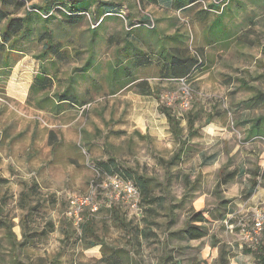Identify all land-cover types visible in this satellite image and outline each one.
<instances>
[{
    "label": "rangeland",
    "instance_id": "rangeland-1",
    "mask_svg": "<svg viewBox=\"0 0 264 264\" xmlns=\"http://www.w3.org/2000/svg\"><path fill=\"white\" fill-rule=\"evenodd\" d=\"M216 1L201 0L184 14L171 11L170 0H97L90 16L74 19L59 8L75 0H26L20 10L0 3L21 17L48 6L50 14L36 12L33 24L65 53L44 63L54 80L46 92L30 91L41 70L37 40L25 43L10 78L0 79V178L8 180L0 183V206L17 236L15 245L0 229V264H106L112 249L124 256L119 264H258L264 234L248 233L264 211V0H229L220 14L205 13ZM97 10L113 13L99 25ZM146 16L169 47L168 38L184 36L179 46L203 65L177 81L162 78L152 63L134 71L135 83L113 88L117 50ZM216 20L224 35L210 44ZM150 41L148 52L158 55L162 41ZM89 61L88 76L77 71ZM65 92L80 103H60ZM162 108L178 119L181 139ZM111 160L146 179L149 190L131 181L139 199H117L113 180L123 179L101 165ZM231 173L236 179L219 187ZM74 196H91L97 211L84 209L81 222L70 217ZM113 207L127 230L117 227ZM196 214L204 222H195ZM86 218L97 236L91 248L93 239H80ZM189 224L206 236L193 239ZM23 227L36 237L21 246Z\"/></svg>",
    "mask_w": 264,
    "mask_h": 264
},
{
    "label": "trees",
    "instance_id": "trees-1",
    "mask_svg": "<svg viewBox=\"0 0 264 264\" xmlns=\"http://www.w3.org/2000/svg\"><path fill=\"white\" fill-rule=\"evenodd\" d=\"M97 0H75L72 4H62L59 8L60 12L65 13L71 19L72 17H77L79 15L88 14L90 13L87 9L92 6ZM222 0H217L215 4L210 5V7L205 10V13H215L221 10L220 4ZM159 0H151V4H158ZM201 3V0H170V6L176 10L185 11V7L191 4H198ZM0 3L3 7H15L16 10H20L26 7V0H0ZM48 7V6H46ZM46 7H32L29 8L24 16L18 15H10L9 12H5L0 10V79L8 80L12 74V69L20 60L21 56L24 54L23 46L27 41L37 40L39 44H41V52L39 56L36 58L41 62L40 72L37 74L33 80L31 85L30 91L31 92H46L50 90L54 85V80L51 76H49L44 63L49 60V57H53L52 59L63 60L65 59V53L62 51V48L59 44L54 43V36L51 32H41L39 28H36L33 24L32 17L35 15L36 12H46V14H50L49 10ZM40 9V10H39ZM113 12H100V10L96 11L94 15L95 23H100L101 25L105 18L112 14ZM37 15V14H36ZM111 16V15H110ZM39 17V16H38ZM44 17V16H42ZM46 17V16H45ZM220 20V19H219ZM219 20H216L214 25L212 26L211 30L213 31L212 39L218 41V37L224 35L223 33V25L219 23ZM151 20L146 16L144 20L140 22L139 25H135L131 27V30L127 33L129 38H132V34L137 29H145L155 33V29H148L146 25ZM94 31V30H93ZM179 38L182 36L168 38L169 41H174L176 45L165 48L163 47L161 52L157 54H137L138 51L134 48V44H128L126 48L120 52L118 55L119 60L115 63V68L111 69V80H112V87L116 88L115 84L123 80L121 82L120 87L118 89L125 88L127 85L136 82L134 77V71L142 68L143 66L152 65L155 63L156 65L162 64V68L160 70L162 78L167 79H174V80H188L192 78L194 74L197 72L198 68L203 65V60L201 56L196 53L191 55L190 51L186 50L184 47L179 46V44H183ZM166 40V41H167ZM180 40V41H179ZM165 42V39L162 40ZM134 50V52H133ZM157 57V61L153 58ZM92 62H87L84 68H80L77 70L78 72L87 73L90 71V67ZM192 76V77H191ZM2 84V83H1ZM60 103L67 104V103H78V97L74 96V94H68L65 92L59 95ZM80 103V102H79ZM73 104V105H74ZM162 113L167 117L169 124L172 128L173 134L176 138L181 139L180 136V123L175 116H173L166 108L161 109ZM260 121V120H259ZM259 124H257V127ZM51 133V137H52ZM181 153V149L179 154ZM113 165L110 163H102L103 169L107 170V172L115 176H121L124 183H132L131 181L135 182L136 185L142 191H148L149 185L146 179L142 176H139L135 173V171L131 169H127L124 172H121L120 168L116 165L115 160H111ZM236 179V175L231 173L229 175H223L219 181V187L222 185H227L233 182ZM264 179V173H263ZM0 183L7 184L8 180L0 178ZM254 185H257L256 183ZM111 216L114 214V221L117 227H121L124 230L128 229V224L124 220V218L120 217V212L118 208L113 207L111 208ZM3 208L0 206V229L7 228L10 239L16 245L17 243V236L13 232V223L7 222L3 219ZM82 218L84 216H81ZM192 219H195V222H204V217L201 214H196ZM93 221H90V218H86L85 222L80 224L81 227V238L80 239H96V231L93 226ZM189 233L193 237V239H203L206 234L197 229L188 226ZM53 230V229H52ZM38 234V233H37ZM38 235H46V232L42 231ZM36 236L28 235L26 229L23 227V242L20 244L21 246L31 242L35 239ZM94 240L88 244V248L96 246L98 243ZM102 246L104 247L103 243ZM108 249V248H107ZM109 250V249H108ZM111 253L109 255L104 254L102 261L106 264H119L124 259V256L120 255L121 252L119 250H109ZM123 254L126 255V252L123 251ZM258 264H264V247L258 249V253L256 255ZM168 257L166 256L164 262L166 263Z\"/></svg>",
    "mask_w": 264,
    "mask_h": 264
},
{
    "label": "built area",
    "instance_id": "built-area-1",
    "mask_svg": "<svg viewBox=\"0 0 264 264\" xmlns=\"http://www.w3.org/2000/svg\"><path fill=\"white\" fill-rule=\"evenodd\" d=\"M221 9L223 10L229 4V0H222L221 1ZM207 10V9H206ZM153 21H150L146 27L148 29H154V26L151 25ZM99 24V23H97ZM113 186L115 188L116 197L117 199H130L133 198L135 200L139 199V193L137 188L134 186L133 183H124L120 180L114 179ZM89 208L91 211H97V205L94 203L93 198L91 196L86 197H77L74 196L70 199V211L68 215L79 222L82 221L81 214L84 209ZM249 236H252L251 239H258L264 234V211L259 212L256 216L254 225L252 230L248 233Z\"/></svg>",
    "mask_w": 264,
    "mask_h": 264
},
{
    "label": "crops",
    "instance_id": "crops-1",
    "mask_svg": "<svg viewBox=\"0 0 264 264\" xmlns=\"http://www.w3.org/2000/svg\"><path fill=\"white\" fill-rule=\"evenodd\" d=\"M197 4H191V5H188V6H186L185 7V11H183V13L184 14H188L189 12V14H191V11L192 10H194V9H196L197 8V6H196ZM170 9H171V11L173 10V11H177V12H182V11H180V10H176V9H174V8H172V6H170ZM203 15V14H202ZM204 16V15H203ZM197 22H200V24H201V11L199 12V16H198V19H197V21H196V23ZM214 24V23H213ZM213 24L211 25V27H210V29H208V31H207V36L206 37H208L209 39H210V44H213V39H211L210 38V36H212V34H213V31L211 30V28H212V26H213ZM177 36H180V35H178V34H175V35H173L172 37H177ZM132 38H129L128 36H127V33H126V37H125V41H124V43H123V47L122 48H120V49H118L117 51H118V55L120 54V52H122L125 48H126V46L128 45V44H131V43H133L134 45H136V46H134V48H136L138 51L136 52V55L137 54H142L143 56L144 55H147V54H150V52H148V49H152V47H151V45H152V42L150 41V39L151 38H157L158 39V41L160 40V41H162L163 39H165V37H162V34L161 33H159V34H155V33H153V32H151V31H148V30H145V29H137V30H135L134 31V33L132 34V36H131ZM181 37V36H180ZM180 40H181V42H183V44L185 43V41H184V39H185V37L184 36H182V38H179ZM179 40V41H180ZM157 41V42H158ZM171 42V44L174 46V41L172 42V41H170ZM160 44H161V46H162V48L163 47H165L166 49L167 48H169V46L167 45V43L166 42H160ZM143 47V48H142ZM162 48L160 49V52H161V50H162ZM133 52H134V50H133ZM159 52V53H160ZM158 53V54H159ZM157 54V53H156ZM141 56V55H140ZM20 61V60H19ZM18 61V62H19ZM51 61H54V59H52ZM159 67H161L162 66V64H160V65H158ZM91 67H92V65H91ZM91 67H90V71L89 72H87V73H85L86 74V76H88L89 74H90V72L92 71L91 70ZM113 68H115V65H114V67ZM112 68V69H113ZM37 75V74H36ZM83 76H85V75H83ZM136 81H138V80H136ZM177 81H179V80H177ZM32 85V84H31ZM208 123H211V120L209 119V122Z\"/></svg>",
    "mask_w": 264,
    "mask_h": 264
}]
</instances>
